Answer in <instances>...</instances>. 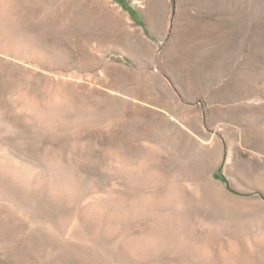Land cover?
I'll return each mask as SVG.
<instances>
[{
  "label": "rangeland",
  "instance_id": "1",
  "mask_svg": "<svg viewBox=\"0 0 264 264\" xmlns=\"http://www.w3.org/2000/svg\"><path fill=\"white\" fill-rule=\"evenodd\" d=\"M4 16L0 264H264V0Z\"/></svg>",
  "mask_w": 264,
  "mask_h": 264
},
{
  "label": "bare ground",
  "instance_id": "2",
  "mask_svg": "<svg viewBox=\"0 0 264 264\" xmlns=\"http://www.w3.org/2000/svg\"><path fill=\"white\" fill-rule=\"evenodd\" d=\"M7 19H8V18H5V16H4V17H0V24H3ZM6 22H7V21H6ZM6 22H5V26H6ZM7 23H8V22H7ZM7 25H8V24H7ZM2 26H3V25H2ZM2 26H1V28H3ZM4 28H5V27H4ZM25 42H27V41H25ZM32 43H33V42H32ZM27 45H28V44H27ZM33 45H34V44H33ZM112 92H113V91H112ZM195 163H196V162H195ZM208 194H209L208 196H209L212 200H219L218 196H214L215 194H214V195L212 194V196L210 195L209 192H208ZM215 197H217V199H215ZM225 197H226V196H225ZM229 199H231V198L229 197ZM221 200H222V199H221ZM221 200H219V202H220ZM231 200H232V199H231ZM233 200L235 201V199H233ZM233 200H232V201H233ZM216 202H217V201H216ZM236 202H237V201H236ZM236 202H235V203H236ZM230 203H231V201H230ZM232 203H233V202H232Z\"/></svg>",
  "mask_w": 264,
  "mask_h": 264
},
{
  "label": "snow or ice",
  "instance_id": "3",
  "mask_svg": "<svg viewBox=\"0 0 264 264\" xmlns=\"http://www.w3.org/2000/svg\"><path fill=\"white\" fill-rule=\"evenodd\" d=\"M137 151H141L142 152V151H144V149L140 148V149H137Z\"/></svg>",
  "mask_w": 264,
  "mask_h": 264
}]
</instances>
